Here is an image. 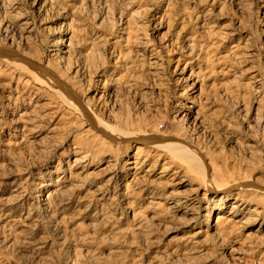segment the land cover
<instances>
[{"label": "rangeland", "instance_id": "374dc122", "mask_svg": "<svg viewBox=\"0 0 264 264\" xmlns=\"http://www.w3.org/2000/svg\"><path fill=\"white\" fill-rule=\"evenodd\" d=\"M0 13V264H264V0Z\"/></svg>", "mask_w": 264, "mask_h": 264}, {"label": "bare ground", "instance_id": "6f19581e", "mask_svg": "<svg viewBox=\"0 0 264 264\" xmlns=\"http://www.w3.org/2000/svg\"><path fill=\"white\" fill-rule=\"evenodd\" d=\"M0 15H1V13H0ZM4 20V19H3ZM25 24V23H24ZM28 24V23H27ZM9 28V27H8ZM6 30V29H5ZM11 33V32H10ZM10 35V34H9ZM8 36V35H7ZM6 36V37H7ZM8 38H11V37H8ZM2 40V39H1ZM4 41L6 40V39H3ZM9 40V39H8ZM14 41V40H13ZM7 43V42H6ZM4 46V45H3ZM64 53H65V51H63ZM0 53H3V54H5V56L1 59V62L0 63H4V66H7V67H10V68H14V70L16 69H24L25 67H28L29 65L26 63V62H15V61H13V59L12 58H8L9 57V55H10V53L9 52H7V51H5L4 49L2 50V49H0ZM6 55H8V56H6ZM12 57V56H11ZM32 64V66L31 67H33V68H38V67H36V66H33V63H31ZM2 65V64H1ZM40 69V68H39ZM39 69H34L35 71L34 72H32L31 74H32V76H33V78L36 80V81H39L40 83H42V84H46V83H48L49 85H51L50 83H49V81L48 82H46L47 81V79L45 78V76L43 75V73H40V71L38 72L37 70H39ZM53 83V82H52ZM53 84H55V83H53ZM44 86V85H43ZM55 86V85H54ZM58 87V86H57ZM85 114H86V116H88V113L85 111ZM185 117V116H184ZM110 128V127H109ZM112 129V128H111ZM110 129V130H111ZM109 130V129H108ZM107 130V131H108ZM113 130V129H112ZM106 131V130H105ZM105 131H103L104 132V135L107 133V132H105ZM114 131V130H113ZM132 131V130H131ZM126 134V133H125ZM106 136H107V134H106ZM105 136V137H106ZM135 136H137V135H135ZM107 137H109V136H107ZM142 137V135H138V138H141ZM136 138V137H135ZM158 138V137H157ZM161 139V138H160ZM138 140V139H137ZM143 140V139H142ZM163 140V139H162ZM178 140H182L181 138L180 139H178ZM149 141V140H148ZM177 141V140H176ZM182 142H185V140H183ZM181 142V143H182ZM147 143V142H146ZM177 142H175L174 144L173 143H166V144H157V145H155L154 147H152V149H154L155 151H161V152H166L165 154H168V159L165 161V167H164V170H163V172L164 173H166V172H168V171H170L171 169H172V167L174 166V164H177V163H179V164H181L183 167H185L186 169H187V173L188 174H192V175H196V176H199V175H201V176H203V173H201V172H199L198 170L199 169H203V164L201 163V161L203 160H201V158H200V154H196V152H194V150H193V147L192 148H190V146H192V145H190V146H187L188 144H189V142H188V144L186 145V144H179V141H178V144H176ZM148 144H150V143H148ZM144 145V144H143ZM151 145V144H150ZM153 145V144H152ZM147 149V148H146ZM165 151H164V150ZM194 149H197V148H195L194 147ZM144 148L142 147V146H138L137 147V152H136V154H138V155H142V153L144 152ZM150 150V149H149ZM148 150V151H149ZM147 151V150H146ZM198 152H200V149H199V151ZM197 152V153H198ZM162 156V155H161ZM160 156V157H161ZM203 157V156H202ZM76 162H77V160H76ZM180 165V166H181ZM202 165V166H201ZM200 167V168H199ZM201 169V170H202ZM205 169V168H204ZM206 170V169H205ZM177 173L179 174L180 172H178L177 171ZM205 173H206V171H205ZM182 182H186V181H182ZM235 185V184H234ZM220 186V185H219ZM229 186H230V184H229ZM233 186V185H232ZM221 189H222V187H221ZM229 189V188H228ZM224 191V190H223ZM243 192V191H242ZM254 192H256V191H254ZM239 195V194H238ZM243 195V194H242ZM227 197H229V196H226V197H222L221 198V200H220V203L217 205L218 206V208H221L222 206H221V204H222V202L224 201V198H227ZM214 211V208H212V209H210V213H212ZM209 217H210V215H209Z\"/></svg>", "mask_w": 264, "mask_h": 264}]
</instances>
